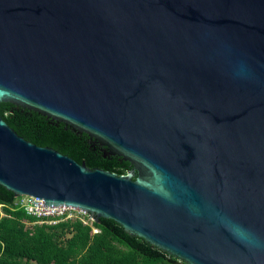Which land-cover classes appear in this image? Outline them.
Masks as SVG:
<instances>
[{
  "label": "water",
  "instance_id": "obj_1",
  "mask_svg": "<svg viewBox=\"0 0 264 264\" xmlns=\"http://www.w3.org/2000/svg\"><path fill=\"white\" fill-rule=\"evenodd\" d=\"M0 102L130 164L89 168L0 116L15 197L186 264H264V0H0Z\"/></svg>",
  "mask_w": 264,
  "mask_h": 264
},
{
  "label": "trees",
  "instance_id": "obj_2",
  "mask_svg": "<svg viewBox=\"0 0 264 264\" xmlns=\"http://www.w3.org/2000/svg\"><path fill=\"white\" fill-rule=\"evenodd\" d=\"M0 116L24 139L51 147L89 168L116 174H125L130 168L119 155L104 156L85 133L35 111L0 102ZM16 198L0 185V264H186L128 234L108 218L86 224L75 217L42 222L33 229L27 223L37 218L17 206Z\"/></svg>",
  "mask_w": 264,
  "mask_h": 264
},
{
  "label": "built area",
  "instance_id": "obj_3",
  "mask_svg": "<svg viewBox=\"0 0 264 264\" xmlns=\"http://www.w3.org/2000/svg\"><path fill=\"white\" fill-rule=\"evenodd\" d=\"M15 203L17 204V206L23 208V210L27 214L35 216L37 218V221H40L41 223H55L58 220L71 219L75 217L86 224H90L92 220L91 217H89L86 213H83L82 211L73 209L69 206L47 205L44 204L41 199H37L32 196H19L15 199ZM73 210L76 212L75 214L72 213ZM85 215L88 216V222L84 220V218L86 217L83 216ZM92 230L95 231L94 228Z\"/></svg>",
  "mask_w": 264,
  "mask_h": 264
},
{
  "label": "rangeland",
  "instance_id": "obj_4",
  "mask_svg": "<svg viewBox=\"0 0 264 264\" xmlns=\"http://www.w3.org/2000/svg\"><path fill=\"white\" fill-rule=\"evenodd\" d=\"M72 213L75 214L76 212L73 210ZM83 217H86V216H83ZM84 220H85L86 222H88V217L84 218ZM40 223H41L40 221H33V222H30V223H27V224H30V225L33 227V229H35L36 227H38V225H39ZM92 231H93V230H92Z\"/></svg>",
  "mask_w": 264,
  "mask_h": 264
}]
</instances>
